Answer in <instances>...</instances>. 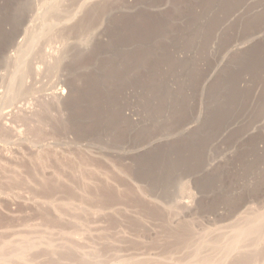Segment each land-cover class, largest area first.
<instances>
[{
	"label": "rangeland",
	"instance_id": "rangeland-1",
	"mask_svg": "<svg viewBox=\"0 0 264 264\" xmlns=\"http://www.w3.org/2000/svg\"><path fill=\"white\" fill-rule=\"evenodd\" d=\"M231 261L264 264V0H0V264Z\"/></svg>",
	"mask_w": 264,
	"mask_h": 264
},
{
	"label": "bare ground",
	"instance_id": "bare-ground-1",
	"mask_svg": "<svg viewBox=\"0 0 264 264\" xmlns=\"http://www.w3.org/2000/svg\"><path fill=\"white\" fill-rule=\"evenodd\" d=\"M63 92H64V90L63 89H61L60 91H59V94H57V95H59V97L61 96L62 97V95H63ZM242 226H244V225H242ZM236 232L237 233H235V237L233 238V240H237L239 237H241L243 234H247L248 232H250V229L248 230V229H243V227H239V228H237L236 229ZM249 253V252H248ZM247 254V253H246ZM246 256V255H245ZM249 256V255H248ZM247 256V257H248ZM243 257V256H242ZM249 259H251V257L249 256ZM238 260H242L241 259V257L238 259ZM243 260L245 261L246 260V258L245 257H243ZM242 260V261H243ZM79 261H80V259H79ZM250 261L248 260V262L247 263H249ZM230 264H238V263H240L239 261H231V262H229ZM243 263V262H242ZM213 264H215V263H213Z\"/></svg>",
	"mask_w": 264,
	"mask_h": 264
}]
</instances>
